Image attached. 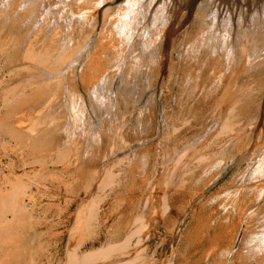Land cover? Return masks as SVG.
Segmentation results:
<instances>
[{
	"label": "bare ground",
	"instance_id": "1",
	"mask_svg": "<svg viewBox=\"0 0 264 264\" xmlns=\"http://www.w3.org/2000/svg\"><path fill=\"white\" fill-rule=\"evenodd\" d=\"M119 1L0 0V83L7 80L6 75L14 81L4 84L0 90L3 107L0 115V129L15 143L22 161L20 174L13 170L11 164L7 169L0 168V264H33L38 255L49 252L48 242L41 238L33 241L27 239V235L22 242L16 240L26 228H34V225L39 224L38 219L33 215L36 200L30 197L29 201L25 202V197H29L33 186L37 189L42 187L44 179L49 176V170L45 169V165L49 162L61 164L70 169L72 164L75 165L69 173L72 176H78L83 186L86 185L84 187L86 195L96 194L95 200L87 204L88 212L78 215L79 220L76 225L81 223L83 227L76 228L74 225L73 233L76 242L68 250L64 263L135 264L138 252L135 251L136 248H131V244L134 239L136 244L149 240L156 223L161 220L168 221V218L163 219L161 214L165 213L169 207L170 203L167 199L170 194L178 192V198H181L183 194L185 196V193L201 186L200 183L209 175L212 176V184H216L215 180L224 174L228 166L237 164L241 160L248 163L247 168L240 171L242 176L239 179L240 173L237 174L236 179V175L233 177L232 183H229L230 190L227 187L228 191L226 190L227 192L223 194V199L220 196L221 201L218 197L219 206L227 208L230 211L227 212L231 215L227 214L229 217L226 216L223 221H220L215 217L214 212H211L213 210L209 209L211 213L206 219L199 217L197 220L201 219L199 228L202 229V233H205V235L201 234V237L208 241L210 248L206 252L211 253L210 256L220 250L218 247L221 245L219 243L221 238L227 242L224 248L221 246V258L217 260L221 264L229 260L236 249L234 245H237L239 241L243 245L239 251L241 264H264V0H189V3L184 5H180L181 1L178 4L177 0H158V4L156 0H122L120 3ZM195 3H197V11L193 14ZM109 13L111 16L108 17ZM174 42L179 48V53H182V58H179V62L176 63L163 58L164 51ZM109 52L115 54V63L103 58ZM150 54L153 55L152 59H155L154 57L159 59V77L156 79L159 78V82H156L159 92L163 86L162 80L166 82L168 88L173 86L175 81L179 82V79L180 82L183 80L187 86L185 104L179 108L185 111L182 122L178 123L179 120L177 122L176 118L173 119L177 113L175 110L176 113L170 114L174 120L170 123L164 120L162 115L165 121L163 125L167 131L170 130L172 137L168 139L166 145H159L158 155L165 157L168 146L170 144L174 146H171V153L168 154L169 160L170 158L172 160L171 166L170 163L168 165L171 169L167 166L169 178L161 192L154 190L155 179L151 178L153 181L147 182L145 192L157 197L156 201H151L152 205L149 204L151 207L146 211L150 216L149 220L144 219L139 212L136 217L130 213H120L119 221L117 224L115 222L112 224V230L107 234L102 247L96 246L97 250L85 251L79 256L78 249L86 240L83 230L90 225L94 207L99 200H102L101 197H105L107 192L132 196L129 193V184L124 183L125 180L142 181L150 162L148 148L147 153L144 152L141 155L137 152L126 155L121 164L114 165L115 169L110 166L103 170L105 166L96 163V160L104 155L102 152L106 150L104 147L108 143L100 131L95 132L97 127L88 129L92 127V125L88 127L89 119L92 117H87L83 107V103L86 104L87 100L85 94H93V97L100 101L101 106L105 107L101 112L107 108V113L115 117L119 110L127 109L130 104L128 102L130 98L126 101L123 97L122 99L116 97V93L120 92L117 90L121 89V92L123 90L118 87L114 91L115 85L120 83L127 86V83L129 85L133 79L135 80L136 72L139 71L138 68L143 62L140 57L142 55V57H148ZM132 56L136 59L133 60ZM178 56L181 57V54ZM152 59L150 57V60ZM131 60L135 63L133 64ZM146 70L150 73V69ZM140 73L142 71H139ZM153 79L151 81H155ZM132 85L136 86V82ZM130 89L128 90L132 91L134 87ZM169 98L171 99V95ZM172 99L174 101L173 96ZM135 102H133L134 105ZM148 105H150L149 102ZM65 108L67 111L70 110L71 115L68 116L73 120H71L72 126H69L70 121L66 124L62 120L55 119L61 110H63L61 112L65 111L62 116L67 117ZM144 109L146 112V108ZM20 113L26 115L27 119L22 114L20 116L28 120V124L23 125L25 122L21 123L20 116L16 119ZM140 113L143 115L144 111ZM32 114L34 115L31 116ZM147 114L145 113L144 116L146 117ZM162 118L160 114L157 119L159 125L163 122ZM19 121L21 125L16 124ZM103 121L101 120V123ZM111 123L113 122L110 121L112 127ZM144 123L143 126L148 122ZM177 123L180 125L178 126ZM198 124H202L201 129H198ZM137 126L139 128L141 126V130L144 129L142 125ZM101 129L99 126L97 130ZM147 129L146 131L150 130ZM150 131L152 132V129ZM178 132L181 133L178 134ZM137 134L134 135L137 137ZM158 134L161 133L158 132ZM117 139L125 141L121 136H117ZM121 147L124 148V146ZM72 156L74 158L69 159ZM3 166L7 167V164ZM130 183L133 185L132 182ZM161 197L163 201L159 205L158 201ZM118 200H120L119 197ZM115 203L118 204V201ZM141 203L143 202L141 201L140 205ZM146 203H148L147 200L141 206L144 212ZM203 203L207 204L208 208V203ZM176 209L180 211L179 207ZM220 215L222 217V213L219 214V218ZM237 216L239 221L235 220ZM215 218L220 223L224 222L225 225L228 224L229 218L234 234L231 232L230 235L227 234L228 227L226 232L218 233L220 239L216 235L215 237L208 235L211 225L213 229L212 222ZM247 223L251 225L247 226L249 237L244 233ZM255 225L261 229L250 231V228ZM198 236H195L197 240ZM231 241H233L232 245ZM212 260L214 262V259Z\"/></svg>",
	"mask_w": 264,
	"mask_h": 264
},
{
	"label": "rangeland",
	"instance_id": "2",
	"mask_svg": "<svg viewBox=\"0 0 264 264\" xmlns=\"http://www.w3.org/2000/svg\"><path fill=\"white\" fill-rule=\"evenodd\" d=\"M122 0L119 1V3L121 2ZM178 1V4L180 5H184V4H188L189 3V0H177ZM181 1V2H180ZM158 2V0H156V3ZM180 2V3H179ZM198 3V2H197ZM197 3H195V9L193 11V14H196V9H197ZM158 4V3H157ZM110 13L112 14V10L110 11ZM109 13L108 17L111 16V14ZM99 32V31H98ZM163 47V46H162ZM172 47V48H171ZM178 46H176L175 42L173 43L172 46H170L169 48H167L165 51H164V59H167V61H171V62H179V60L182 58V53H179V48L177 50ZM185 48V47H184ZM163 49V48H162ZM161 49V50H162ZM185 50V49H183ZM163 51V50H162ZM170 51V52H169ZM169 52V53H167ZM182 52V50H181ZM171 53V54H170ZM170 54V55H169ZM179 54H181V57L178 56ZM114 53H111L109 52L108 54H106V56L103 58L106 59V60H110L112 63H115V58H114ZM152 54L148 55V57H140L142 58L143 62L141 63L142 66H140L138 68L139 71H142V73L139 74V71H135L137 73V76H135V80L133 79L132 81L134 82H130L129 85L127 83V86L125 84H116L115 88L113 89L114 91H116V89H120L122 88V91L121 92V89L120 90H117L119 93L117 94L116 93V97L127 101L130 103V108H129V105L127 107V109H123L122 111L123 114H122V111L119 110L120 112H117L116 116L113 117L111 114V116L109 115V113H107L108 110H103L105 107L101 106V103L99 100H97V98L93 97V94H89V93H86L85 94V99L86 100V104L83 103V107H84V110H85V113H87V117L89 118H94V119H89L90 120V123L88 124V127L90 125H92V127L90 126L88 129L90 130L91 128L93 129H99V126H100V129L101 130H95V132L97 131H100L103 135L102 137L105 139L106 143H108V145L106 144V146L104 147V149L106 150H103L102 153H104V155L102 157H99V160H96V163L99 165V164H102L103 165V170L109 168L110 166L114 167V165L116 164H121L122 161H124L126 155H129V154H143L144 152L147 153V149H148V153L147 154H150L149 156V160L150 162L148 163V170L146 172V176L143 177L142 181H138V180H135V182L131 179H126L124 183H128V187H129V193L130 195L132 196H127V195H121L120 193H116L114 195L115 192H107L105 197H101L102 200H99V203H97L94 207V211H93V218L92 220L90 221V225H88V227L85 228V230L81 229L84 231L85 233V236H86V240L85 242L81 245V247H79L78 249V253H79V256H81L83 253H85V251H91V250H97L99 247L101 248L102 247V244L103 242L105 241L106 239V236L107 234L112 230V224L115 222L117 224V221H119V218L121 216V214H131L133 215L134 217H136V214H138V212L140 214H142L144 217V219H148L149 220V214L146 213V211H148L149 207V204L152 205L151 201H156V198L155 196H153L152 193H147L145 192L144 189H146V185H147V182L148 181H153L152 179H155V183H154V187L155 188H158V189H155L157 192H161L165 186V183L167 182L168 178H169V168L171 166V163H172V160L170 158L169 160V157H168V154L171 153L170 149L172 147H174L173 145H169L168 146V150L166 149L165 151V157H161L160 155H158L159 153V145L160 146H164L166 145V143L168 142V139L172 137V133L170 132V130L167 131V128L163 125V123L165 122L164 120H168L169 123L171 121H174L173 119L176 118L175 121L179 120L178 123H181L182 120H183V116H184V112L185 111H181L179 108L183 107L184 104H185V100H186V94H187V86H186V83L182 80L180 82V79H179V82H174L173 83V86H170L169 88L167 87L168 85L166 84V82L164 80H162V87H161V91L159 92L158 91V82H159V78L158 80L157 77H159V59H156L157 57H154L155 59H152L153 55L151 56ZM113 57V58H112ZM134 57V58H133ZM137 57V56H136ZM150 57L151 59L153 60H150ZM112 58V59H111ZM133 60H135V56H132ZM139 58V59H140ZM144 58V59H143ZM146 58V59H145ZM149 58V59H148ZM180 58V59H179ZM175 59V60H174ZM177 59V60H176ZM150 60V61H148ZM147 61V62H146ZM155 61V62H154ZM157 61V62H156ZM131 62H133L131 60ZM135 63V61L133 62V64ZM151 63V64H149ZM144 64V65H143ZM149 64V65H148ZM157 65V66H156ZM152 67V68H151ZM156 69H153L155 68ZM142 68V69H140ZM148 68L149 72L151 73H148V71L146 70ZM145 70V71H144ZM156 70V71H155ZM144 71V72H143ZM147 71V72H146ZM153 71V72H152ZM134 72V73H135ZM135 73V75H136ZM146 73V74H145ZM7 74V73H6ZM139 74V75H138ZM157 74V75H156ZM145 75V77H144ZM147 75V76H146ZM150 75V76H149ZM153 75V76H152ZM6 81L4 82H1L0 83V90L2 88V86H4V84H7V83H13L14 81L10 80L9 76L6 75ZM140 77V78H139ZM148 77V79H147ZM150 77L155 80V81H151L152 79H150ZM140 80H139V79ZM145 79V80H144ZM138 80V81H136ZM148 80V81H147ZM147 81V82H146ZM153 84H151L150 82ZM135 82H136V86H133L132 84L135 85ZM140 82V83H139ZM144 84H143V83ZM149 82V84H148ZM157 82V83H156ZM184 82V83H183ZM142 83V84H141ZM165 83V85H164ZM132 86H131V85ZM146 84V85H145ZM151 84V86H150ZM176 84V85H175ZM182 84V85H181ZM185 86H184V85ZM142 85V86H141ZM148 85V87H147ZM123 86V87H122ZM131 86V87H130ZM146 86V87H145ZM180 86V88H178ZM126 89H125V88ZM134 87V89L136 90V92H133V93H129V92H132V91H135L134 89H132V91H129L131 90L130 88ZM142 90H141V88ZM144 87V88H143ZM173 87V88H172ZM182 87V88H181ZM138 88H139V91H138ZM185 88V89H184ZM129 89V90H128ZM179 89V90H178ZM128 90V91H127ZM170 90V91H169ZM172 90V91H171ZM181 90V91H180ZM141 91V92H140ZM180 91V92H179ZM123 93V94H122ZM126 93V94H125ZM183 93V94H182ZM126 96H125V95ZM173 94V95H172ZM118 95V96H117ZM121 95V96H120ZM171 95V99L169 98ZM177 95V96H176ZM154 96V97H153ZM172 96L174 98V101L172 99ZM180 96V97H179ZM90 97V98H89ZM127 97V98H125ZM136 97V98H135ZM140 97V98H139ZM180 100H179V98ZM182 97V98H181ZM132 98V99H131ZM135 98V101L133 100ZM140 99V100H139ZM185 99V100H184ZM96 100V101H95ZM168 100V101H167ZM183 100V101H182ZM98 101V102H97ZM132 101V102H131ZM167 101V102H166ZM61 102V100H60ZM96 102V103H95ZM135 102V105L134 103ZM138 102V104H137ZM147 102V103H145ZM148 102L150 103V105H148ZM156 106H155V104ZM169 102V103H168ZM92 103V104H91ZM95 103V105H94ZM99 103V104H98ZM132 103V104H131ZM181 103V104H180ZM90 104V105H89ZM137 104V105H136ZM146 104V105H145ZM89 105V106H88ZM98 105V106H96ZM148 105V106H147ZM134 106V108H133ZM139 106V107H138ZM145 106V107H144ZM152 106V107H151ZM154 106V107H153ZM177 106V107H176ZM65 107V106H64ZM93 107V108H92ZM100 110H98L99 108ZM140 107L142 109H140ZM173 107V108H172ZM88 108V109H86ZM138 108V109H137ZM146 108V112H145V109ZM150 108V109H149ZM91 109V110H90ZM144 111L143 115H141L140 111ZM150 112H148V110ZM168 109V110H167ZM173 109V110H172ZM66 110V108H65ZM69 110V108H68ZM89 110V111H88ZM134 110V111H132ZM136 110V111H135ZM154 110V111H152ZM178 113H176L175 111ZM60 111V110H59ZM63 111V110H61ZM58 113L56 115V118L57 120H62L63 122H68L70 123L69 126H72V118L68 115H71L70 113V110L67 111V117L65 118L64 116H62V114H65L64 112H61ZM99 111V112H98ZM117 111V110H115ZM139 111V113H138ZM171 111V112H170ZM3 112V107H2V103H1V100H0V115L1 113ZM95 112V113H94ZM98 112V114H97ZM101 112V113H100ZM128 112V113H127ZM137 112V113H136ZM164 112V113H163ZM174 112L176 113V116L172 119L171 118V115L174 114ZM181 112V113H180ZM93 116H91L92 114ZM106 113V114H105ZM145 113L148 115H146V117L144 116ZM22 114V116L26 118V115H24L23 113H20L19 115H17L16 119ZM88 114L90 116H88ZM120 114V115H119ZM131 114V115H130ZM133 114V115H132ZM153 114L155 116H153ZM157 114V115H156ZM161 114V118H162V115H163V118H162V123L159 125V120L158 117L159 115ZM171 114V115H170ZM180 114V115H179ZM34 114H32L31 116H33ZM60 115V116H58ZM104 116V117H101V116ZM109 115V116H108ZM130 115V117H129ZM141 115V116H139ZM151 115V116H150ZM22 116H20L21 119H19L22 122H25L23 123L24 124H28L29 121L28 120H25ZM118 116V117H117ZM121 116V118H120ZM136 116V117H134ZM138 116V117H137ZM178 116V117H177ZM63 117V118H62ZM69 117V118H68ZM99 117L98 121V124L95 120H97L96 118ZM107 117H109L107 119ZM145 117V119H144ZM156 117V118H154ZM182 117V118H181ZM128 121H126L127 119ZM135 119V121H133ZM151 118V119H150ZM178 118V119H177ZM24 119V120H23ZM69 119V120H67ZM114 119H115V122H114ZM126 119V120H125ZM140 119V120H139ZM144 119V120H143ZM149 119V120H148ZM155 121H153V120ZM172 119V120H171ZM72 120V121H71ZM88 120V121H89ZM94 120V121H93ZM101 120H104L102 123H101ZM123 120V121H122ZM139 120V122H138ZM153 122H152V121ZM181 120V121H180ZM20 121L18 123H16L17 125H21L20 124ZM108 123H107V122ZM110 121L113 122V124L115 125L113 127V124H112V127L110 125ZM121 121V122H120ZM133 121V122H131ZM143 121V122H142ZM145 121V123H144ZM146 121L149 123L146 124ZM93 122L94 125H93ZM126 122V123H125ZM129 124H128V123ZM142 122V124L140 123ZM66 123V124H68ZM117 123V124H116ZM132 123V124H130ZM135 123V124H134ZM143 123L148 125V129H152V132L150 130H148L146 128V125L143 126ZM156 123V124H155ZM177 125L179 126L180 124ZM106 124V125H105ZM122 126H121V125ZM127 124V126H125ZM84 125V124H83ZM87 125V123H86ZM105 125V126H104ZM109 125H110V130H109ZM131 125V126H130ZM137 125H142V127L145 129H142L141 130V126L139 128V126ZM199 125V127H198ZM196 127H198V129H201L202 128V124H198ZM201 125V126H200ZM104 126V127H103ZM133 126V127H132ZM135 126V128H134ZM155 126V127H154ZM158 126V127H157ZM164 126V127H163ZM85 127V126H84ZM83 127V128H84ZM106 127L108 129H106ZM116 127V128H115ZM122 129H121V128ZM131 127V128H130ZM195 127V128H196ZM201 127V128H200ZM105 128V129H104ZM120 128V130H119ZM126 128H130V130H126ZM162 128V129H161ZM87 129V130H88ZM114 129V131H113ZM140 129V130H139ZM146 129L148 131H146ZM165 129V130H164ZM106 130H109V131H106ZM122 130V131H121ZM134 130V131H133ZM137 130V131H136ZM154 130V131H153ZM163 132H162V131ZM133 131V132H132ZM150 131V132H149ZM156 131V132H155ZM104 132V133H103ZM106 132V133H105ZM107 132H109V134H107ZM113 132V133H112ZM129 134H128V133ZM134 132H137V133H134ZM141 132V133H139ZM142 132H144L142 134ZM148 133V137L146 136L147 133ZM161 133V134H158ZM119 133V135L117 134ZM121 133V134H120ZM125 133H127V135H124ZM132 133V135H131ZM151 133V134H150ZM163 133V134H162ZM181 133V132H178V134ZM107 134V136H106ZM137 134V137L135 135ZM140 134V135H139ZM168 134V135H167ZM169 134L171 135L169 137ZM115 135V136H114ZM139 135V136H138ZM155 135L154 137H151ZM160 135V136H159ZM163 137H162V136ZM117 136L118 137H124L125 141H121L120 139H117ZM133 136V137H132ZM142 136H145L146 137V140H145V137H142ZM159 136V137H158ZM0 168H3V169H7L9 164H11V167H13V170L15 169V172L16 173H21V164H22V161L20 160V153H19V150H17V147L15 145V143L9 139V137L3 133V131L0 129ZM130 137V139H129ZM158 137V138H157ZM149 140H148V139ZM115 139V140H114ZM143 139V140H142ZM152 139V140H151ZM159 139V140H158ZM162 139V140H161ZM119 143H117V141ZM139 140V141H138ZM142 140V141H141ZM154 140V141H153ZM162 142H161V141ZM108 141V142H107ZM158 141V143H157ZM9 142V143H8ZM121 142V143H120ZM125 142V143H124ZM136 142V144H132ZM144 142V144H140V143ZM147 142V143H145ZM109 143L110 146H109ZM139 143V144H138ZM155 143V144H154ZM138 144V145H137ZM150 144V145H149ZM117 145V146H116ZM131 145V146H130ZM133 145V146H132ZM14 146V147H13ZM116 146V148H115ZM121 146H124L121 147ZM126 146V147H125ZM172 146V147H171ZM139 147V148H138ZM147 147V148H146ZM151 147V149H150ZM157 147V148H156ZM136 148V149H135ZM142 148V149H141ZM112 149V150H111ZM116 151H115V150ZM129 149V150H128ZM139 149V150H137ZM156 149V150H155ZM164 149V150H165ZM115 152H114V151ZM144 150V151H142ZM110 151V152H109ZM127 154H125L124 152ZM132 151V152H131ZM156 151V152H155ZM4 152V153H3ZM13 152V153H11ZM130 152V153H129ZM2 153V154H1ZM156 153V154H155ZM16 154V155H15ZM110 154V155H109ZM112 154V156H111ZM123 157H121L122 155ZM153 154V156H152ZM155 154V155H154ZM3 155V156H2ZM109 155V156H108ZM118 155V156H117ZM157 155V156H156ZM104 157V158H103ZM115 157V158H114ZM236 157V155H235ZM74 156H72L71 158L69 159H73ZM103 158V160H102ZM110 158V159H109ZM163 158V159H161ZM165 158V159H164ZM17 159V160H15ZM114 159V160H112ZM153 159H155L153 161ZM159 160V161H157ZM165 163H163V162ZM168 161V162H167ZM70 162V160H69ZM109 162V163H108ZM159 162V164H158ZM162 162V163H161ZM17 163V164H16ZM111 163V164H110ZM170 163V166H168ZM4 164H7V167H4L3 165ZM107 164V165H106ZM109 164V165H108ZM166 164V165H164ZM16 165V166H15ZM164 167H163V166ZM19 168H18V167ZM107 166V167H106ZM158 166V167H157ZM167 166L169 169H167ZM246 166V167H245ZM248 166V163L244 162L243 160L237 162V164H231L230 166L227 167V169L225 170L224 174L222 176H220L219 178H217L215 181L216 184H212V176L209 175L207 176L203 181L202 183H200L201 186L197 187L196 189L190 191V192H187L185 193L186 195L188 196H182L181 198H178V192H173V195L170 194V196L168 197L169 199V207L168 209L165 211V213L161 214L163 215V219H166V217L168 218V221H165V220H161L158 221L155 225V227L153 228L152 230V235L151 237L149 238V240L147 241H143L141 242L140 244H136L135 243V239L133 240L132 244H131V248L132 249H135L137 253V257L135 258V264H221L219 261L217 260H220L218 259L219 257L221 258V254H222V248L221 246H223L224 248V244H226L227 242L222 240H220V246L218 248H220V250H218L217 255H214L212 254V256H210L209 254L211 253H207L206 250L208 251L209 250V244H208V241H206L204 239V237H201L202 235H205V233H202V229H200V220H197L199 217H203V219H206L208 214L211 213V212H214V215L216 218L220 219V221L228 216L227 214H230L227 210V208H223L220 207L218 204L219 201H221V199H223V194L226 193L228 190H227V187L229 188L230 190V185L229 183L231 184L233 181V177L236 175L235 179L237 178V174L238 176V179L239 177L242 176L241 174V170L243 171L245 168H247ZM75 167V165H71V169ZM112 167V168H113ZM166 167V168H165ZM116 166L113 168L115 169ZM157 168L161 169V170H157ZM241 168V169H240ZM45 169L49 170V176L47 177V179H44L43 181V184H45V186L42 184L41 188L40 189H37L36 186H33L32 187V191L30 192V195L29 197H25V202H28L29 201V198L30 197H33L35 200H36V204L34 205V210H33V215L36 219H38V222L39 224L37 225H34V228H26L24 230V233L18 238H16V240L18 242H22L26 236L28 235L27 239H32L33 241H36L38 238H41V240H45L46 242H48L49 246H48V250L49 252L48 253H43L42 255H38L37 258L35 259V261L33 262V264H65L64 263V260L66 257V254L68 252V250L75 245V240H76V237L74 235V230H75V226L76 223L78 222V215L80 214H85L88 212L89 208L87 206V204L89 202H92L95 200L96 198V194L92 193L90 194L89 196L92 198L93 196V200H91V198L88 196V194L86 195V192L84 190V187L86 186L85 183L83 186V183L81 182V179L79 180V177L74 175L72 176L70 172V168L69 167H66L64 165H61V164H55V163H51L49 162V164L47 163V165H45ZM67 169V170H66ZM156 169V170H155ZM163 169H166V173ZM8 171V170H6ZM161 171V173H160ZM227 171V172H226ZM238 171V172H237ZM156 175H155V174ZM157 173H159V175H157ZM47 174V175H48ZM75 174V173H74ZM167 174V175H165ZM234 174V175H233ZM163 175V176H162ZM154 178H153V177ZM162 176V177H160ZM58 177V178H57ZM167 177V179H165ZM152 178V179H151ZM159 178V179H158ZM165 179V180H164ZM207 179V180H206ZM211 179V180H210ZM79 180V182H78ZM158 181V182H157ZM230 181V182H229ZM132 182L133 185L130 183ZM77 183V184H76ZM164 183V184H163ZM161 184V185H160ZM4 185V184H3ZM210 185V186H209ZM76 186V188H74ZM221 186V187H220ZM162 187V189H161ZM4 188H9V186H4ZM160 188V189H159ZM226 188V189H225ZM233 187H231L232 189ZM72 189L74 191H72ZM210 189V190H209ZM71 190V191H70ZM202 190V191H200ZM219 192H217V191ZM227 190V191H226ZM78 191V192H77ZM136 191V192H134ZM216 191V192H215ZM58 192V194H57ZM132 192V194H131ZM195 192V193H194ZM222 192V193H221ZM73 195H72V194ZM189 193V194H188ZM203 193V194H202ZM211 193V194H210ZM214 193V194H212ZM229 193V192H228ZM68 194V195H67ZM75 194V195H74ZM148 194V195H147ZM150 194V195H149ZM200 194V195H199ZM217 194V195H216ZM65 195V196H64ZM72 195V196H71ZM79 195V196H78ZM85 195V196H84ZM129 195V194H128ZM175 195V196H174ZM198 195V196H197ZM215 195V196H214ZM78 196V197H77ZM108 196V197H107ZM149 196V197H148ZM203 196V197H201ZM210 196V197H209ZM220 196H221V199H220ZM84 197H88L87 199L85 198L84 200ZM118 197L120 198V200H118ZM122 197V198H121ZM130 197V198H127ZM132 197V198H131ZM135 197V198H134ZM144 197V198H143ZM184 197H185V200H184ZM201 197V198H200ZM208 197V198H207ZM215 197H216V201H215ZM218 197H219V201H218ZM77 198V199H76ZM113 198H115V200H113ZM134 198V199H133ZM143 198V199H142ZM148 203H146V210L144 212V209L141 207L143 206L142 204H144V202H146V200ZM149 198V199H148ZM153 198V199H152ZM213 198V199H212ZM151 199V200H150ZM183 199V201L181 202V200ZM199 199V200H198ZM77 200V201H75ZM132 200H134L132 202ZM176 200V202H175ZM207 200V201H205ZM210 200V201H209ZM103 201V202H102ZM114 201V202H113ZM118 201V204L115 203ZM142 201L143 203H141L140 205V202ZM162 197L160 198V200L158 201V204H162ZM172 201V202H171ZM179 201V203H178ZM188 201V202H187ZM77 202V203H76ZM84 202V203H83ZM128 202V203H126ZM131 202V203H130ZM168 202V201H167ZM194 202V203H193ZM203 202H206L208 203V208L206 207L207 204H204ZM106 203V204H105ZM112 203V204H111ZM181 203H184V204H181ZM188 203V204H186ZM210 203V204H209ZM86 204V205H85ZM127 204L128 207L126 206ZM176 204V205H175ZM202 204V205H201ZM217 206H216V205ZM40 205V206H39ZM107 207H106V206ZM111 205V206H110ZM180 205V206H179ZM184 205V207L182 206ZM187 205V206H186ZM204 205V206H203ZM214 205V206H213ZM37 206V207H36ZM85 206V208H83ZM219 206V208H218ZM80 207V208H79ZM110 207V208H109ZM130 207V208H129ZM141 207V208H139ZM180 209V211H178V208ZM192 209H191V208ZM198 207V208H197ZM202 207V208H201ZM210 207V208H209ZM213 207V208H212ZM82 208V209H81ZM100 208V209H99ZM218 208V209H217ZM32 209V208H31ZM80 209V211H79ZM125 209H127L125 211ZM141 211H140V210ZM143 209V210H142ZM213 210L210 212V210ZM224 209V210H223ZM228 209L230 210V207H228ZM75 210V211H73ZM138 210V211H137ZM203 210V211H202ZM207 210V211H205ZM219 210V211H218ZM223 210V211H222ZM73 211V213H72ZM145 213L143 214L142 213ZM172 211V212H171ZM175 211V212H174ZM202 211V212H201ZM222 211V212H221ZM228 211V212H227ZM221 212L222 213V217L220 215V218H219V213ZM227 212V213H225ZM232 212V211H231ZM80 213V214H79ZM121 213V214H120ZM172 213V214H171ZM183 213V214H182ZM203 213V214H202ZM218 215H217V214ZM77 214V215H76ZM200 214V216H199ZM205 214V216H204ZM207 214V215H206ZM226 214V215H225ZM234 214V213H232ZM171 215V216H170ZM225 215V216H224ZM231 215V214H230ZM77 216V217H75ZM147 216V217H146ZM233 216V215H232ZM118 217V218H117ZM229 217V216H228ZM131 218V217H130ZM215 218V221L213 219V229H212V225L210 227V234L208 235H211V236H214L215 235L217 236L218 239H220V237L218 236V233L221 234L223 232H226V229L229 227V229H227V234L230 235V232L232 234H234V231H233V228H231V224H230V219L228 218L227 222L228 224L225 225L224 222H219L218 219ZM239 217L237 216V218L235 217V220L236 221H239L238 219ZM180 221H179V220ZM101 220V221H100ZM177 222H175V221ZM234 220V221H235ZM198 221V222H197ZM53 222V223H52ZM178 225H177V224ZM216 223V224H215ZM220 223V224H219ZM219 224V225H218ZM249 224H245V228H244V233L246 234L247 237L250 236V234H247L249 233L248 232V229H247V226ZM80 228V226L83 227V224H79V225H76V228ZM101 226V227H100ZM215 226L216 229H215ZM219 226V227H218ZM251 226V225H249ZM73 227V229H72ZM100 227V229H99ZM226 227V228H225ZM71 228V229H70ZM174 228V229H173ZM200 229V232L198 231ZM232 229V230H231ZM259 230L261 229L260 227H257V225H255L254 227L250 228V231H254V230ZM223 230V231H222ZM71 231V232H70ZM70 232V233H69ZM73 233V234H72ZM196 233H198V235H196ZM217 233V234H216ZM181 234V235H180ZM202 234V235H201ZM37 235V236H36ZM101 235V236H100ZM103 236V237H102ZM195 236H198L199 239L197 240V238ZM228 236V235H227ZM245 237V236H244ZM203 238V239H202ZM206 238V237H205ZM75 239V240H74ZM70 240V241H69ZM197 240V241H196ZM69 243H68V242ZM102 241V242H101ZM200 241V242H199ZM232 242L231 241V245H232ZM64 243V244H63ZM67 243V244H65ZM71 243V244H70ZM158 243V244H157ZM162 243V244H161ZM101 244V246H99ZM90 245V246H89ZM138 245V246H137ZM234 245V243H233ZM98 248H97V247ZM236 249H234V252L232 253V256L229 258V260L225 263H222V264H241L239 261L240 258H239V251H240V248H242V243H240V241L237 243V245H234ZM63 247V248H62ZM208 247V248H207ZM138 248V249H137ZM145 248V249H144ZM195 249V250H194ZM67 250V251H66ZM145 251V252H144ZM201 251V252H200ZM203 251V252H202ZM220 251V252H219ZM206 252V253H205ZM238 253V254H237ZM64 254V255H62ZM207 254V255H206ZM206 255V256H205ZM209 255V256H208ZM220 255V256H218ZM174 256V257H173ZM215 256V258H214ZM218 256V257H217ZM149 259H148V258ZM172 257V258H171ZM212 257V258H211ZM217 257V258H216ZM140 259V260H139ZM202 259V261H201ZM214 259V262L213 260ZM216 259V260H215ZM48 260V262H47ZM150 260V261H149ZM207 260V261H206ZM212 260V261H211ZM169 261V262H168ZM171 261V262H170ZM210 261V262H209ZM53 262V263H52ZM63 262V263H62ZM138 262V263H137ZM183 262V263H182ZM212 262V263H211ZM216 262V263H215ZM32 264V263H30ZM112 264V263H110Z\"/></svg>",
	"mask_w": 264,
	"mask_h": 264
}]
</instances>
